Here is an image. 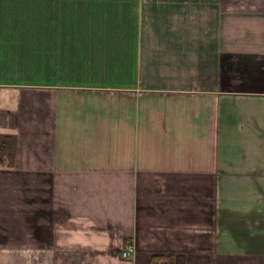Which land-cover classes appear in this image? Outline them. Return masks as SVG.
<instances>
[{
    "label": "crops",
    "instance_id": "1",
    "mask_svg": "<svg viewBox=\"0 0 264 264\" xmlns=\"http://www.w3.org/2000/svg\"><path fill=\"white\" fill-rule=\"evenodd\" d=\"M64 1L0 30V264H264V0Z\"/></svg>",
    "mask_w": 264,
    "mask_h": 264
},
{
    "label": "rangeland",
    "instance_id": "2",
    "mask_svg": "<svg viewBox=\"0 0 264 264\" xmlns=\"http://www.w3.org/2000/svg\"><path fill=\"white\" fill-rule=\"evenodd\" d=\"M42 2L47 5L46 0H42ZM63 3L66 6V15H70L73 10V0H65ZM40 15V9L35 6L32 7L26 0H0V30L17 31L20 27L19 30L24 31L26 27H30L28 31H42L44 22H41ZM32 20H34L32 25L27 24V22H32ZM65 21L66 25H71L72 23L69 22L67 17ZM12 41H15V43H25L24 39ZM36 73L40 77V71Z\"/></svg>",
    "mask_w": 264,
    "mask_h": 264
},
{
    "label": "trees",
    "instance_id": "3",
    "mask_svg": "<svg viewBox=\"0 0 264 264\" xmlns=\"http://www.w3.org/2000/svg\"><path fill=\"white\" fill-rule=\"evenodd\" d=\"M15 145V139L8 137V136H2L0 135V150L3 148H12ZM160 258L159 257H153L150 261V264H159L160 263Z\"/></svg>",
    "mask_w": 264,
    "mask_h": 264
},
{
    "label": "built area",
    "instance_id": "4",
    "mask_svg": "<svg viewBox=\"0 0 264 264\" xmlns=\"http://www.w3.org/2000/svg\"><path fill=\"white\" fill-rule=\"evenodd\" d=\"M135 254V248L132 245H128L125 249L121 252L122 259H129L131 256Z\"/></svg>",
    "mask_w": 264,
    "mask_h": 264
}]
</instances>
